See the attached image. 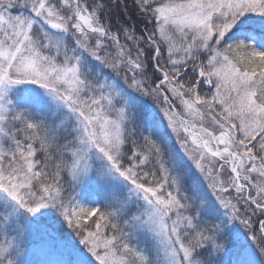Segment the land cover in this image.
Listing matches in <instances>:
<instances>
[{
    "label": "snow or ice",
    "instance_id": "obj_1",
    "mask_svg": "<svg viewBox=\"0 0 264 264\" xmlns=\"http://www.w3.org/2000/svg\"><path fill=\"white\" fill-rule=\"evenodd\" d=\"M114 2L0 0V264H264V0Z\"/></svg>",
    "mask_w": 264,
    "mask_h": 264
},
{
    "label": "trees",
    "instance_id": "obj_2",
    "mask_svg": "<svg viewBox=\"0 0 264 264\" xmlns=\"http://www.w3.org/2000/svg\"><path fill=\"white\" fill-rule=\"evenodd\" d=\"M13 14H17V10H14ZM24 14L26 15L27 13L25 12ZM104 22L106 24L110 23L111 26L113 27V29H115L118 25H122V24L134 25L137 34H143L145 28H147L149 32L152 31V29H153V24L147 23L146 16L137 10V7L134 3V0H119L118 3L114 2L112 9L110 11V14H108V19L104 20ZM153 23H154V21H153ZM121 43H125L123 35H121ZM112 51L114 54L115 50L113 49ZM135 51L136 50L133 47L132 48L133 55L135 54ZM151 55H152L151 52H149L148 57H147V63L149 65V76H148L149 84L152 83V80H151V64H152ZM166 58H167V56L165 53L164 59H166ZM161 63H163V60L161 61ZM105 72H108L111 74L110 69H105ZM128 75H129V77H131V73H129ZM117 79H119L121 82H123V73H121V75L119 77H117ZM206 88H207L206 85L203 86L204 90H206ZM142 100L147 105L151 106L153 109L154 104L151 102V101H153V99L151 97H142ZM177 108L179 111L182 112L181 108H179V107H177ZM153 112H154V114H156L157 110L153 109ZM129 127H131V126H129ZM211 128H213V127H211ZM133 138L137 139L138 143H142V141L139 140L138 136L133 137ZM174 139H175V137H173V140ZM177 147H179V145H177ZM253 179L255 180V177H253ZM257 216H259V213H257ZM253 219L255 220L256 217H253ZM57 227H59V226H57ZM61 233L66 234V235L71 234V238L74 241H78V239H79L78 237L75 236L74 233L71 232V229L67 228L66 224L61 229ZM53 253H55V252H53ZM55 255H56V253H55ZM44 259H46V257ZM39 260L40 259H38L37 261H39Z\"/></svg>",
    "mask_w": 264,
    "mask_h": 264
},
{
    "label": "rangeland",
    "instance_id": "obj_3",
    "mask_svg": "<svg viewBox=\"0 0 264 264\" xmlns=\"http://www.w3.org/2000/svg\"><path fill=\"white\" fill-rule=\"evenodd\" d=\"M168 95L171 98V94L169 93ZM151 102L154 104L153 105V109L154 110H157L156 115L162 117V113L160 112V106H159V104L155 100H153ZM173 103L175 104V107H176L177 111H179L177 107L181 108V110L183 111V109H182L181 105L179 104V101L178 100H174ZM165 123H166V121H165ZM204 124H205L206 127H209V128L214 127L212 125V123H211V120L207 116L205 118ZM230 175H231L230 168H227V167H226L225 171L221 173V176L224 179H227ZM251 177H252V179H253V177H255V181H258V182L259 181H264V177H260L256 173H252L251 174ZM201 178L204 179L203 177H201ZM204 182H205V184H207V180H205ZM209 191L211 192V189H209ZM254 194H255V191L253 190V195ZM232 196H234V197L236 196V193L234 191L232 192ZM240 206L243 207L244 206L243 203H241ZM76 242L78 243V241H76ZM52 255L53 256H56L55 253L50 252L47 248H38V249L35 250V254L34 255H30L29 259L32 260L33 262H35L38 259L42 260L45 257L49 259V258L52 257Z\"/></svg>",
    "mask_w": 264,
    "mask_h": 264
}]
</instances>
